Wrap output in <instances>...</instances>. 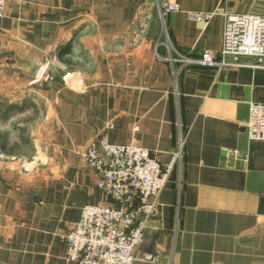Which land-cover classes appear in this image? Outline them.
I'll use <instances>...</instances> for the list:
<instances>
[{
  "label": "crops",
  "instance_id": "crops-1",
  "mask_svg": "<svg viewBox=\"0 0 264 264\" xmlns=\"http://www.w3.org/2000/svg\"><path fill=\"white\" fill-rule=\"evenodd\" d=\"M171 2L180 10L161 17L156 0L6 1L1 96L22 109L31 87L45 110L29 152L0 155V264H77L65 235L84 206L112 203L83 156L103 138L162 163L183 142L134 264H264V142L247 129L250 105L264 103V61L194 63L207 50L222 59L226 20L195 14H264V0ZM33 62L48 73L32 83Z\"/></svg>",
  "mask_w": 264,
  "mask_h": 264
},
{
  "label": "built area",
  "instance_id": "built-area-1",
  "mask_svg": "<svg viewBox=\"0 0 264 264\" xmlns=\"http://www.w3.org/2000/svg\"><path fill=\"white\" fill-rule=\"evenodd\" d=\"M6 1L0 0V16ZM156 2L161 17L180 10L171 0ZM215 14H223L226 18L222 59L207 50L194 63L206 67L242 66L241 59L246 57L262 63L264 14H228L219 9L211 13L200 12L194 17L209 20ZM247 129L250 140L264 142V103L250 105ZM182 146L181 141L168 163H162L156 152L136 144H114L103 138L98 146H89L83 154L84 161L100 173L99 188L112 203L82 208L80 220L65 235L68 259L77 264H134L136 250L144 241L159 197L181 164ZM0 155H3L1 150ZM144 259L156 261L158 256L150 252Z\"/></svg>",
  "mask_w": 264,
  "mask_h": 264
},
{
  "label": "rangeland",
  "instance_id": "rangeland-1",
  "mask_svg": "<svg viewBox=\"0 0 264 264\" xmlns=\"http://www.w3.org/2000/svg\"><path fill=\"white\" fill-rule=\"evenodd\" d=\"M64 63L65 62L62 61V64ZM57 66L55 67L56 73H61L62 75L61 72L62 69H60L61 67H59L61 65H57ZM46 71L47 70L43 66V69L39 73L38 77L28 78V79H30V81L33 83L36 79L45 78V76L48 73V71L47 73ZM63 75H64V71H63ZM42 81H44V79H42ZM30 88H27L25 90L26 92L23 97L25 103L22 104L24 105L23 106L24 108L14 111H10L12 110L10 109V106L14 104L10 102L11 100H14L13 98L14 96L13 97L8 96L5 93L3 96H1L2 94L0 92V99L2 97L5 101H8V102L3 101L5 102V104L0 102V136H5L6 140H8V137L9 140L10 139L15 140L17 137L21 138L22 147H19V149L23 148L24 152H29V150L31 149L30 145H28V143L24 141V138L28 139L27 136H30V130L31 128H33V122L35 118L40 117L41 113L45 110V106H44L45 104L43 102L44 99L38 97L37 94L34 93V91L28 90Z\"/></svg>",
  "mask_w": 264,
  "mask_h": 264
},
{
  "label": "trees",
  "instance_id": "trees-1",
  "mask_svg": "<svg viewBox=\"0 0 264 264\" xmlns=\"http://www.w3.org/2000/svg\"><path fill=\"white\" fill-rule=\"evenodd\" d=\"M63 61L67 63H71L70 60H63ZM24 141L28 143L29 140L27 138H24ZM7 147H8V142L5 139V136H0V150L1 151L7 153V152H13L14 150H19V145L16 143L9 149Z\"/></svg>",
  "mask_w": 264,
  "mask_h": 264
},
{
  "label": "water",
  "instance_id": "water-1",
  "mask_svg": "<svg viewBox=\"0 0 264 264\" xmlns=\"http://www.w3.org/2000/svg\"><path fill=\"white\" fill-rule=\"evenodd\" d=\"M33 64H35L33 66V71L32 73H29L27 72V76H29L30 78H35V77H38L39 73L42 71L43 69V66L42 65H39L38 63L36 62H33Z\"/></svg>",
  "mask_w": 264,
  "mask_h": 264
}]
</instances>
